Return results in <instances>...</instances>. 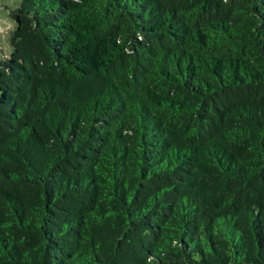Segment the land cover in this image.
<instances>
[{"label":"trees","instance_id":"1","mask_svg":"<svg viewBox=\"0 0 264 264\" xmlns=\"http://www.w3.org/2000/svg\"><path fill=\"white\" fill-rule=\"evenodd\" d=\"M10 17L0 264H264V0Z\"/></svg>","mask_w":264,"mask_h":264},{"label":"rangeland","instance_id":"2","mask_svg":"<svg viewBox=\"0 0 264 264\" xmlns=\"http://www.w3.org/2000/svg\"><path fill=\"white\" fill-rule=\"evenodd\" d=\"M18 1L0 0V60L10 54V35L15 27L10 12L17 7Z\"/></svg>","mask_w":264,"mask_h":264}]
</instances>
